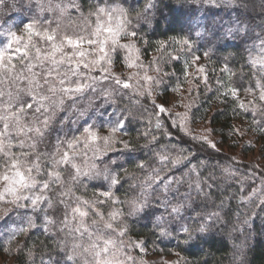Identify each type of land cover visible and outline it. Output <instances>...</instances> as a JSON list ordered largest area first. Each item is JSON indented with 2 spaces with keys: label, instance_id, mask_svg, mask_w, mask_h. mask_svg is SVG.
I'll return each mask as SVG.
<instances>
[{
  "label": "clouds",
  "instance_id": "9594fccd",
  "mask_svg": "<svg viewBox=\"0 0 264 264\" xmlns=\"http://www.w3.org/2000/svg\"><path fill=\"white\" fill-rule=\"evenodd\" d=\"M30 23L54 41L30 40ZM177 28L193 42L185 53L232 65L228 84H264V0H0V264H160L157 241L221 252L212 264H264V160L258 173L240 153L221 157L177 127L174 105L170 124L153 108L175 43L149 38ZM53 44L62 51L46 58Z\"/></svg>",
  "mask_w": 264,
  "mask_h": 264
},
{
  "label": "trees",
  "instance_id": "16d2710c",
  "mask_svg": "<svg viewBox=\"0 0 264 264\" xmlns=\"http://www.w3.org/2000/svg\"><path fill=\"white\" fill-rule=\"evenodd\" d=\"M10 15L15 14L12 13ZM186 37L187 36L182 31H180L179 28H177L169 30L167 33H161L160 36L150 37L149 39L153 40L154 42L156 40L165 41V47H167L169 41L173 39L180 41ZM182 47V45L175 43L172 48L168 49V52L172 56L178 57L177 59L170 60L168 56L164 58L165 60L169 61L168 63L164 64V71L167 73H175V75L165 77L166 83L160 87V90L163 92L162 97L167 95L168 97L175 96V99L180 98L177 96V93L173 91L174 88L180 86L184 103L193 104V101H195L190 115L196 113L194 117V124H201V115L204 117L207 116V119H203L202 124H206V126L214 128V133L212 136L217 139L216 141H218L220 145H223V151L220 150L218 153L219 156L232 159L233 156L236 155L234 152L240 153L243 157L247 156L248 154H252L253 152H257L260 155V152L264 151V149L259 148L257 141L264 137V132H260L256 129L264 125V117L260 115L259 110L252 112L251 109H249L248 112H244L241 109H236L234 112L230 97L228 104L223 103V85H228L229 73L222 71V69L225 66L232 68V65L221 64L217 60L216 54H212L210 60L208 57H206L205 60L207 62L204 64V67L208 80L207 86L204 85L202 80H194V85L196 87L194 86V88H191L192 91L189 92V89H187L189 83L184 82L183 70L185 68V62H190L193 56L185 53L182 50ZM154 52L155 47H152L147 49L145 55L150 59ZM198 52L195 53V56H199ZM157 59H159V57H157ZM192 71L193 69H188L189 73ZM191 78L192 75L189 74L188 79L191 80ZM246 87H248V85H245L244 89ZM241 91H243V89H240V92ZM217 95L221 97L220 100L216 99ZM110 110L111 109H109V112ZM253 121H256V123H253ZM125 123L127 122L125 121ZM233 128L238 129L239 132L234 134L232 132ZM132 132L135 134L134 129ZM210 151L213 150L210 149ZM261 156L264 158V155ZM149 227L137 225V230L142 229L145 233H147L149 232ZM40 233L41 234L39 236L32 234L33 239H44L43 233ZM157 244L159 245L157 253L158 256L175 257L177 263L179 261V264H181V258H186L188 264H212V253H214L215 257H220L222 255L221 252L215 251L214 249H205L203 251L199 247L192 245L177 247L176 241L167 243H161L160 241H157ZM146 245L149 249L153 247L150 239L146 240ZM177 253H179V257L177 256ZM255 256L257 261L264 260V247H258Z\"/></svg>",
  "mask_w": 264,
  "mask_h": 264
},
{
  "label": "snow or ice",
  "instance_id": "6c2138e0",
  "mask_svg": "<svg viewBox=\"0 0 264 264\" xmlns=\"http://www.w3.org/2000/svg\"><path fill=\"white\" fill-rule=\"evenodd\" d=\"M25 31L29 37V39L31 40V38L33 36L35 37H40L41 39H46L47 41L51 42L54 41L55 36L53 33H49V32H39L33 24H27L25 26ZM14 39L16 40H21L22 38L19 36H15ZM66 41L68 43L69 46L73 47V48H79L81 47V42L77 41V40H72L71 38H66ZM174 43H178L182 46L185 47H190V41L187 38L181 39L180 41H176L174 39ZM160 48L161 49H165V41H160ZM37 53L39 54L40 50L37 48L36 49ZM62 51V48L58 45L53 44V51L51 53L46 54V58L47 56H52L54 57L55 54L57 52ZM27 48H16L13 51V54L9 56V60L10 61H14L17 56H24L27 55ZM78 57H83L86 54L84 52H79L76 54ZM205 56L207 57V53H205ZM169 59H177L178 57H174L172 56L170 53L168 54ZM3 54L0 53V69H3L5 66L3 64ZM63 60V57H61V61ZM200 60L199 56H193L192 60L186 61L185 62V68H184V82L185 83H189L192 84L193 80H202V82L204 83L205 86H207L208 80H207V76H206V70L204 65L202 64H197V61ZM253 63H259L260 61L257 60H253ZM14 63H13V67H14ZM85 67H87V65H84ZM188 69H194V71L191 73L192 75V80L188 79L189 76V72ZM11 69H9L10 71ZM157 71H159V68L156 69ZM222 71L224 72H228V80L231 81L233 74L229 71V68L227 66H225ZM164 76H171V74L165 72L163 74ZM146 80H151V77L146 76L145 77ZM155 83L157 85H161L163 83V81H161L159 78L155 81ZM125 88L130 87L131 85L128 83H125L123 85ZM195 85H193L194 87ZM224 87V92H223V103L228 104L229 103V97L231 98V104L233 105V111L235 112L236 109H241L244 112H248L249 109H251L252 112H256L259 110L260 115L262 117H264V84H261L260 86H256L254 85L252 88L249 89H244L243 85L241 84H231L229 83L228 85H223ZM240 89H243L249 96H251V99H241V92ZM174 92H176L177 94H179L181 92V87L177 86L176 88L173 89ZM192 89H189V92H191ZM258 92V95H257ZM148 94L151 95V90H148ZM217 100H220L221 97L219 95H217L216 97ZM167 101H160L159 97L156 98V102L153 103V108L155 110V112H158L161 114H168V115H172L171 112H169V108L166 106L167 105ZM173 103H175V99L173 100ZM181 107H183L185 109V111L183 112H176L175 113V120L174 122H177V127L181 128L183 130V132L186 135H192V128L190 127V123L193 122V115H190V108H191V103L185 104L182 103L180 105ZM204 119H207V116L204 117ZM253 123H256V121H253ZM156 127L159 128L161 127V122L160 119H157L156 121ZM260 132H264V125H262L261 127H259L258 129H256ZM232 132L234 134L238 133L239 130L236 128L232 129ZM214 133V128L207 126L204 127L203 132L197 137L195 135H193L194 139H198L200 142L206 144L210 149H214V150H219L220 148L217 146V144L215 143L214 139L212 138V134ZM15 164V162H13ZM226 171H228L226 169ZM19 174V173H18ZM4 179H8L7 176L4 177ZM21 179H23V177H21ZM47 187V185H45V188ZM14 191V190H13ZM105 195H107V193H105ZM41 200V197L36 196L35 198L32 199V204L33 205H37L38 202ZM49 207H52L51 204H49ZM73 212L77 215H79L80 217H86L87 216V212L85 210H82L80 208H74ZM29 223H31V221H29ZM47 223L52 224L55 223L54 219H48ZM81 226H83V224H81ZM20 231H26V229L21 228ZM113 241L108 240L105 241V248L103 249V251L107 252L108 251V245H112ZM135 247L139 248L141 251L144 250V246L142 245L141 242L137 241L135 243ZM177 256L179 257V253H177ZM129 259H131V257H129ZM182 259V258H181ZM179 264V261H178Z\"/></svg>",
  "mask_w": 264,
  "mask_h": 264
},
{
  "label": "rangeland",
  "instance_id": "374dc122",
  "mask_svg": "<svg viewBox=\"0 0 264 264\" xmlns=\"http://www.w3.org/2000/svg\"><path fill=\"white\" fill-rule=\"evenodd\" d=\"M186 38H187V37H186ZM192 43H193V42L190 41V45H192ZM205 51H206V50H200L199 52H198V51L195 52V53L198 52V53H199V57H200V60L197 61V64H202V65L205 64V62H203V61H206V60H205V59H206V56H205V54H204ZM196 55H197V54H196ZM193 71H194V69H193ZM193 71H192V72H193ZM192 72H191V73H192ZM191 73H190V74H191ZM191 80H192V78H191ZM195 81H196V80H195ZM193 85H194V80H193V83H192V84H188L187 89L194 88ZM195 87H196V86H195ZM168 90H169V89H168ZM162 94H163V92H162V90H160V92H159V97L162 98ZM177 96H179L180 98L175 99V103H173V101H170V102L167 103L166 106H167L168 108H172L173 105H174V106H175V111H176V112H183V111H185V109H184L183 107L180 106L182 103H184L182 92H180L179 94H177ZM173 97H175V96H173ZM241 99H251V96H249V95L243 90V91H241ZM110 112H111V110H110ZM172 115H173V113H172ZM172 115L161 114V116H162V117L164 116L165 119L168 121L169 124L171 123V120L168 119V118H169L170 116H172ZM242 126H243V125H242ZM190 127H196L197 130H198L199 132L202 133L203 130H204V127H207V126H206V124H200V123H199V124H194V123L192 122V123H190ZM242 135H244V134H242ZM212 138L214 139L215 143H216L217 146L220 148V150L223 151V147H221V145L218 143V141H216L217 139L214 138L213 136H212ZM212 150L215 151L214 149H212ZM234 153L236 154L237 152H234ZM261 160H264V158H263L261 155H259V153H257V152H253L252 154H248L247 156H244L242 159H241V157L236 156V160H235L234 162H235V163H238V164H241L242 166H245V167H247V168H249V169H251V168H252V165L255 164V165H256L255 170L259 173V172H260V161H261ZM38 223H40V221H38ZM40 232L43 233V229H41ZM32 234H35V230H33V233H31V235H32ZM136 252L139 253V254H141V255H145L146 258H147V254L141 252V250H140L139 248L136 249ZM157 258L159 259L160 264H178L177 261H176V259H175V257H164V256H158V255H157Z\"/></svg>",
  "mask_w": 264,
  "mask_h": 264
}]
</instances>
